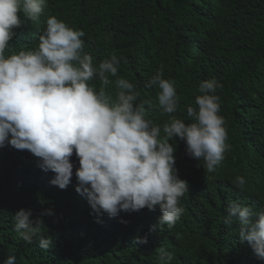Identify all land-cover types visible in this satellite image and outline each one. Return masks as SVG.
I'll list each match as a JSON object with an SVG mask.
<instances>
[{
    "label": "trees",
    "instance_id": "16d2710c",
    "mask_svg": "<svg viewBox=\"0 0 264 264\" xmlns=\"http://www.w3.org/2000/svg\"><path fill=\"white\" fill-rule=\"evenodd\" d=\"M20 15L17 32L28 47L35 33L39 40L48 16L55 15L85 32L84 51L94 63L113 52L122 57L118 76L110 77L106 90L114 94L115 80L128 79L140 92L137 103L151 101L150 108L145 105L148 118L161 126L169 114L158 104V88L147 86L161 65L180 96L172 115L185 122H190L186 108L195 105L199 84L215 79L222 86L217 94L231 150L209 173L176 138L175 167L189 183L180 201L184 213L175 235L157 234L143 250L135 237L157 222L132 216L122 223L107 214L97 222L76 191L77 178L60 189L50 183L54 173L36 169L10 145L0 148V264L10 253L16 264H159L161 247L174 254L171 264H264L241 242L238 222L224 223L231 202L255 213L264 210V0H47L42 18ZM91 83L100 87L98 79ZM238 175L245 178L243 190L232 183ZM21 208L33 209V217L54 209L41 228L53 241L49 250L39 247L38 237L27 244L18 236L12 216Z\"/></svg>",
    "mask_w": 264,
    "mask_h": 264
},
{
    "label": "clouds",
    "instance_id": "9594fccd",
    "mask_svg": "<svg viewBox=\"0 0 264 264\" xmlns=\"http://www.w3.org/2000/svg\"><path fill=\"white\" fill-rule=\"evenodd\" d=\"M46 3L0 0V148L10 145L36 169L54 173L50 183L60 189L77 178L76 191L87 199L97 222L104 214L122 223L132 216L157 222L135 237V243L147 249L157 234L164 239L175 235L184 213L180 201L189 183L175 167L176 138L185 141L188 156L204 161L209 173L231 150L217 94L222 86L215 79L202 81L195 105L186 108L190 122H185L172 115L179 109L180 96L161 65L147 86L158 88V104L169 120L155 124L145 107L150 108L151 101L137 103L140 92L134 83L118 77L115 93L106 90L113 83L110 77L118 76L123 58L113 52L94 63L84 51L82 29L49 15L39 40L34 34L32 47L21 41L20 13L36 21ZM94 79L100 82L98 89L91 83ZM232 183L243 190L246 181L238 175ZM54 215L52 208L37 217L33 209L21 208L12 216L14 229L27 244L38 237L39 247L49 250L53 241L41 228L43 217ZM234 222L239 224L241 242L264 259V210L255 213L231 202L224 223ZM158 259L159 264H171L174 254L161 247ZM3 264H16L15 254H8Z\"/></svg>",
    "mask_w": 264,
    "mask_h": 264
}]
</instances>
